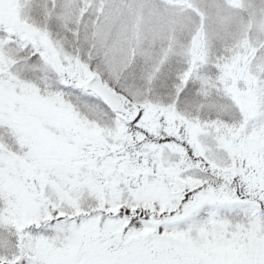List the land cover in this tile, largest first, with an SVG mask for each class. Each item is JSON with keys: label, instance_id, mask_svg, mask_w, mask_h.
<instances>
[{"label": "snow or ice", "instance_id": "1", "mask_svg": "<svg viewBox=\"0 0 264 264\" xmlns=\"http://www.w3.org/2000/svg\"><path fill=\"white\" fill-rule=\"evenodd\" d=\"M0 264H264V0H0Z\"/></svg>", "mask_w": 264, "mask_h": 264}]
</instances>
